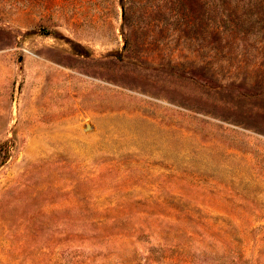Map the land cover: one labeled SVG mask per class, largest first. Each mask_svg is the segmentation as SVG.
<instances>
[{"label": "rangeland", "instance_id": "1", "mask_svg": "<svg viewBox=\"0 0 264 264\" xmlns=\"http://www.w3.org/2000/svg\"><path fill=\"white\" fill-rule=\"evenodd\" d=\"M0 151V264H264V0H0Z\"/></svg>", "mask_w": 264, "mask_h": 264}, {"label": "trees", "instance_id": "2", "mask_svg": "<svg viewBox=\"0 0 264 264\" xmlns=\"http://www.w3.org/2000/svg\"><path fill=\"white\" fill-rule=\"evenodd\" d=\"M8 151V150H7ZM9 152H5L4 154H2V152L0 151V163L3 162L6 158V156L8 155Z\"/></svg>", "mask_w": 264, "mask_h": 264}]
</instances>
